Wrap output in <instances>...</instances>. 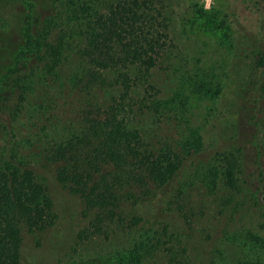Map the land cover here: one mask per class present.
Returning <instances> with one entry per match:
<instances>
[{"label": "trees", "instance_id": "16d2710c", "mask_svg": "<svg viewBox=\"0 0 264 264\" xmlns=\"http://www.w3.org/2000/svg\"><path fill=\"white\" fill-rule=\"evenodd\" d=\"M231 1L257 7L258 20L223 10L215 15L214 45L225 42L230 55L222 74L202 66L190 74L188 92L209 102L194 128L183 115L190 100L183 85L167 91L186 72L174 61L182 53L175 29L181 0H54L52 39L25 23L19 54L26 61L12 84L17 102L0 120V264H21L24 232L55 223L52 200L32 167L41 160L56 163L58 182L94 213L79 240L125 238L122 251L87 264H148L155 232L138 205L180 176L181 187L192 189L197 175L186 159L220 148L223 135V149L200 181L223 186L233 198L249 189L250 167L264 198V0ZM195 8L199 22L208 19ZM73 38L78 65L69 71L64 51ZM17 70L0 77V98ZM164 233L173 236L166 227ZM223 241L230 247L220 251L222 264H264V225L226 232ZM164 251L165 264H197L186 242Z\"/></svg>", "mask_w": 264, "mask_h": 264}, {"label": "rangeland", "instance_id": "374dc122", "mask_svg": "<svg viewBox=\"0 0 264 264\" xmlns=\"http://www.w3.org/2000/svg\"><path fill=\"white\" fill-rule=\"evenodd\" d=\"M181 2L176 10L175 29L179 35L182 53L176 55L174 61L177 64L182 63L184 68L181 67L179 70L186 72H183L184 77L176 74V81L167 86V91L173 92L177 88L181 90L180 86L183 85L184 93L190 98L187 108L183 109V115L189 121L187 127L194 128L203 118L209 102L199 100L188 92L189 82L193 79L190 74L192 75L199 66L204 67L210 75L222 74V71L226 70L223 65L228 62L230 55L225 42L218 47L214 45L219 42L218 33L212 31V25L219 24L215 15L220 10L231 11L239 14L240 20L248 16L256 22L258 17L254 18L257 14L254 10L258 8L255 7L253 10L251 5L244 1L233 3L231 0H181ZM194 8L204 10L205 14L209 15L208 19L212 20L208 21L206 18L199 22L197 14L192 13ZM55 17L54 0H0V77L8 68L18 66V70L10 74L5 94L0 98L1 121L7 118L6 108L17 102L18 91L13 90L12 84L23 72L22 62L26 61V58L19 54L23 47L25 23L31 21L34 35L48 31L47 38L52 39ZM199 28L204 30L203 35L197 34L200 32ZM78 40L73 38L71 46L64 51V56L69 61L67 65L69 71L70 66L78 65L73 54ZM182 59L183 61L186 59L187 63ZM178 83L180 85L176 86ZM72 102H75L74 99ZM183 136L187 134L184 133ZM226 137L227 135H223L220 148L203 150L201 155L203 159L195 155L186 159L188 169H191L190 173L197 175L192 189L185 191V188L181 187L180 181L183 176H180L157 189L141 206L138 205L137 211L145 218L144 225L150 226L155 232L156 244L147 257L148 264H165L163 255L165 248L171 247L173 242L178 244L180 241L188 244L189 252L197 264H222L219 259L220 251H229L230 247L223 241L226 232H234L242 227L261 230V225H264V198L251 182L250 167L246 168L244 177L249 180V189L235 194L233 198L223 186L214 187L207 181H200L202 174L206 172L208 166L206 164L217 150L223 149ZM244 160L251 165L246 158ZM32 167L52 200L56 220L44 231L24 232L21 264H71L81 258L80 264H87L97 256L105 257L116 249L120 251L124 249L126 243L123 235L79 240L80 231L90 223L94 213L86 209L80 195L58 182L56 163L41 160L34 162ZM165 227L173 236L164 233ZM215 228L218 232L214 231Z\"/></svg>", "mask_w": 264, "mask_h": 264}]
</instances>
